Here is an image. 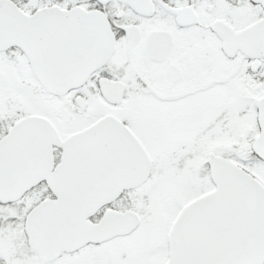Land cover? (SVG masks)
<instances>
[{
	"label": "snow or ice",
	"instance_id": "6c2138e0",
	"mask_svg": "<svg viewBox=\"0 0 264 264\" xmlns=\"http://www.w3.org/2000/svg\"><path fill=\"white\" fill-rule=\"evenodd\" d=\"M0 264H264V0H0Z\"/></svg>",
	"mask_w": 264,
	"mask_h": 264
}]
</instances>
